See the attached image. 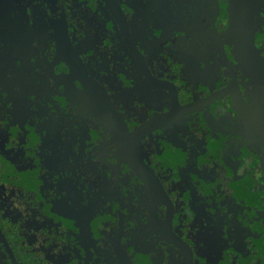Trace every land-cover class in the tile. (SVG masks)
Returning a JSON list of instances; mask_svg holds the SVG:
<instances>
[{
	"label": "flooded vegetation",
	"instance_id": "1",
	"mask_svg": "<svg viewBox=\"0 0 264 264\" xmlns=\"http://www.w3.org/2000/svg\"><path fill=\"white\" fill-rule=\"evenodd\" d=\"M98 1L0 0V264H264V0Z\"/></svg>",
	"mask_w": 264,
	"mask_h": 264
},
{
	"label": "rangeland",
	"instance_id": "2",
	"mask_svg": "<svg viewBox=\"0 0 264 264\" xmlns=\"http://www.w3.org/2000/svg\"><path fill=\"white\" fill-rule=\"evenodd\" d=\"M88 3L92 9V13H94L96 16H98L99 18H102L104 20L105 25L107 26V28H109L108 30L111 33L110 36H113L118 42L119 35L117 33V28L115 26V23L113 22V19L109 16L107 11L105 9H103V7L101 6V3L98 0H88ZM252 12L255 14L256 11L252 10ZM257 28L258 27H255V26L252 27L250 29L249 35H252V31L255 30L254 31V36H255ZM120 47L122 50L120 57L122 59V64H123V66L127 72H126V74L121 73L119 76L117 75L118 84H120L119 88L123 89V91H125L127 93L130 90H135L139 93V95L143 96V98H145L149 102L150 101L152 102L153 101V99H152L153 91L148 86H146L143 78L136 72L135 67H134V63L130 59L126 49L122 45H120ZM81 49L84 51L87 50L89 55H95V52H96L93 47L89 46V48H88V45L81 44ZM114 88H116V86H114ZM160 95H161V93H159V97L157 98L154 94V98L156 101L162 100L160 98ZM161 108L165 109V105L161 106ZM163 150H164V153L166 155L168 150H170V147L169 148L164 147ZM164 153L161 155V156H163V161H164L163 163L168 165L170 162L174 168L178 169L181 165L180 161L182 160V155L180 153H178L177 151L173 150V148L171 149V152L169 151V153H167L168 158L164 157ZM253 169H255V166L253 167ZM177 174H178V170L174 172V175L177 176ZM14 178H16V177H14Z\"/></svg>",
	"mask_w": 264,
	"mask_h": 264
},
{
	"label": "water",
	"instance_id": "3",
	"mask_svg": "<svg viewBox=\"0 0 264 264\" xmlns=\"http://www.w3.org/2000/svg\"><path fill=\"white\" fill-rule=\"evenodd\" d=\"M231 1V0H230ZM236 17L233 20L232 26L230 28V30L232 28L235 27V24L237 21H235ZM244 28V27H243ZM255 31V30H254ZM254 31H252V35H248L246 37V40L248 41V48L250 47V49H255V43H254ZM78 63H80V67H82V64L80 62V60L77 58ZM263 63H264V59H262ZM86 76V82L93 85V86H97L98 84L88 76V74H85ZM83 85L85 84L83 80H81L80 78L78 79ZM86 85V84H85ZM105 102L109 105L110 107V112L112 113V120H108L107 117L103 120V126H105L114 136H127V128L125 126V124L123 123L121 117L118 115V113L116 112V110L113 108L112 104L110 103L109 99L107 98L106 94H104L103 96ZM264 101V100H263ZM263 108H264V104H262ZM250 113V112H247ZM246 113V115L242 112V116L244 121H247V116L248 114ZM264 113L262 114L263 117ZM99 118L102 119L103 115L99 114L98 115ZM124 132V135L121 132ZM147 131L142 129L139 130V132L136 134V137L139 135H142L143 133H146ZM259 149V147H258ZM131 167L136 171V174L139 177H142L148 184H151V182L155 181L159 186V182L158 179L156 178L155 174L152 172V170L144 163L143 159L141 156H135L132 158V163H130ZM1 235V234H0ZM4 240V239H3ZM11 254V252H9ZM12 257V254H11ZM12 260L14 261V258L12 257ZM16 264V263H15ZM130 264V263H129Z\"/></svg>",
	"mask_w": 264,
	"mask_h": 264
},
{
	"label": "trees",
	"instance_id": "4",
	"mask_svg": "<svg viewBox=\"0 0 264 264\" xmlns=\"http://www.w3.org/2000/svg\"><path fill=\"white\" fill-rule=\"evenodd\" d=\"M17 261H18V263H19V264L22 262L20 258H18V260H17Z\"/></svg>",
	"mask_w": 264,
	"mask_h": 264
}]
</instances>
